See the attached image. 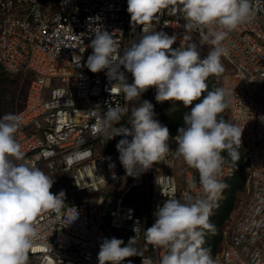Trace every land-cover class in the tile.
I'll list each match as a JSON object with an SVG mask.
<instances>
[{"label": "built area", "instance_id": "2783aa9c", "mask_svg": "<svg viewBox=\"0 0 264 264\" xmlns=\"http://www.w3.org/2000/svg\"><path fill=\"white\" fill-rule=\"evenodd\" d=\"M182 6L183 0L169 4L153 20L152 29L175 35L174 49L195 40L211 48L200 30L186 31ZM258 7L252 23L230 34L225 41L229 55L222 57L226 69L218 83L231 90L227 111L230 122L243 129L248 179L246 201L225 226L215 264H264V0H258ZM98 26L113 33L120 55L138 42L143 27L132 24L127 0H0V67L27 84L16 112L21 116L16 138L24 152L22 162L45 167L54 178L69 176L71 193L79 196L65 194L59 213L46 210L38 215L36 247L29 251L27 264H99L102 241L117 238L126 245L134 227L141 229L134 246L143 256L124 264H142L144 257L155 264L166 250L149 244L143 231L155 223L158 208L169 198L202 194L188 188L191 180L198 183L196 170L186 165L177 173L170 152L137 177L127 176L116 150L123 137L108 140L99 132L100 114L92 112L97 107L106 111L107 105L132 108L138 103L111 92L115 81L106 70L92 73L86 67L92 54L88 45ZM121 71L133 83L131 73L123 67ZM155 95L150 88L139 102L154 104ZM121 123L127 124V117ZM236 173L225 157L223 181L228 185ZM57 186L66 190L64 183ZM228 188L217 204L226 199Z\"/></svg>", "mask_w": 264, "mask_h": 264}, {"label": "clouds", "instance_id": "9594fccd", "mask_svg": "<svg viewBox=\"0 0 264 264\" xmlns=\"http://www.w3.org/2000/svg\"><path fill=\"white\" fill-rule=\"evenodd\" d=\"M173 3L175 0H127L132 24L143 27L138 42L123 50V55L113 33L100 26L93 28L94 38L88 45L92 54L86 67L92 73L106 70L108 79L115 81L111 92L122 93L138 106L107 105L106 111L97 107L92 112L100 114L96 127L108 140L123 137L116 145L119 161L127 176L137 177L164 158L170 139L168 128L155 118L153 104L139 102L142 94L154 88L158 103L178 102L190 108L175 137L176 155L198 172L199 182L191 180L188 188L202 194L167 199L154 214L155 223L143 234L149 244L166 250L155 264H215L211 249L204 246L205 237L216 233L210 217L228 188L223 181V153L233 162L240 159L243 129L221 115L229 107L231 90H208L207 81L225 72L222 57L229 55L225 41L254 21L258 0H183L186 31L200 30L212 46L204 58L196 44L174 49L175 35L152 29L153 20ZM121 67L131 73L133 83L127 82ZM124 117L127 124L121 123ZM20 125L19 114L0 118V264H27L29 251L36 247V218L46 210L59 213L65 204L63 191L51 192L52 177L22 162L24 152L16 138ZM133 231L135 235L126 245L121 239L105 238L100 244L99 264H124L131 257H142L134 246L141 229L134 227ZM141 260L142 264H154L148 257Z\"/></svg>", "mask_w": 264, "mask_h": 264}, {"label": "trees", "instance_id": "16d2710c", "mask_svg": "<svg viewBox=\"0 0 264 264\" xmlns=\"http://www.w3.org/2000/svg\"><path fill=\"white\" fill-rule=\"evenodd\" d=\"M0 71L3 72L1 67H0ZM1 76L2 75H0V77ZM7 79L8 80H5L7 83L17 84L18 83L17 79L19 78L7 75ZM0 81H2L1 78ZM207 84H208V90L219 88L218 77L216 76L210 77L207 81ZM0 89L2 88L0 87ZM206 94L207 93L205 92L204 95ZM3 102L5 101L2 100L0 96V111H1V107H3ZM153 106H154L155 118L161 123V125L166 126L169 130L170 139L168 143L174 148L176 154L177 142L175 140V137L178 134V129L184 126L183 117L186 112L190 111V108L186 109L184 108L182 103H178V102L175 103L171 101H166L162 103H158L156 101L153 104ZM221 115L226 121L230 122L227 109ZM238 151L240 154V159L236 162L231 161V159L228 157L226 152L223 153V155L228 159V161L236 168L237 173L235 178L228 182L229 194L227 195L226 199L223 202H219L217 206L214 207L213 214L210 217V222L216 226V233L215 235H212L210 233L206 235L205 237L206 243L204 246L211 249V254L214 260H216L215 255H217L218 245L221 244V242L224 239L223 233L226 226V224L224 226V223L228 222L229 220L228 218H230V215L238 208L237 207L239 202L238 193L245 190V187L247 186L248 173L246 172L244 167L245 150L242 144L238 149ZM195 176L199 182V175L197 171Z\"/></svg>", "mask_w": 264, "mask_h": 264}, {"label": "rangeland", "instance_id": "374dc122", "mask_svg": "<svg viewBox=\"0 0 264 264\" xmlns=\"http://www.w3.org/2000/svg\"><path fill=\"white\" fill-rule=\"evenodd\" d=\"M192 44L197 45L198 49L201 52V58H204L207 55L208 51L211 49L208 46L204 45L200 40H195V41H193ZM222 63L226 69V64L224 63L223 60H222ZM0 75H2L0 77L2 79V81H0V83H1L0 87L2 88V89H0V96H1V99L5 101V102H3V107H1V111H0V113H1L0 118H2L4 115H6L8 113L16 114L17 110L23 105V101H24L25 96H26L27 84L26 83L22 84L20 79H17L18 80L17 84H9L5 81V80H8L7 75L1 71H0ZM218 78H219L218 79V81H219L221 78L220 77H218ZM172 151H174V148L169 144V152H170L171 158L175 160L174 170L177 173H181V171L186 167V164L183 161L182 157H179V156L176 157V155L173 156ZM40 169L42 171H44L47 175H49L47 170L45 169V167H40ZM50 177H52L55 181L51 190L62 191V189L58 188L57 184L64 183L66 185L65 186L66 190H63V192L69 198H73V196H74V198L79 197L78 195H75V194L72 195V193H71L70 186H69V184L71 182L69 181V179H67V178H69V176L60 173V174H57L55 178H54V176H50ZM62 188H64V187H62ZM238 197H239V202L237 205L238 208L230 215V218H228L229 219L228 222H230L229 224L232 223V221H233L232 219H234L236 217L239 208L246 201L247 194L245 193V190L239 192ZM225 224L227 225L228 223H224V226H225ZM220 245L221 244L218 245L217 252H219Z\"/></svg>", "mask_w": 264, "mask_h": 264}]
</instances>
